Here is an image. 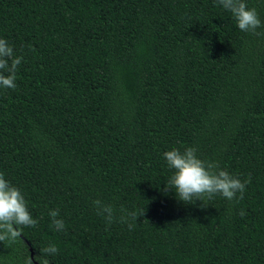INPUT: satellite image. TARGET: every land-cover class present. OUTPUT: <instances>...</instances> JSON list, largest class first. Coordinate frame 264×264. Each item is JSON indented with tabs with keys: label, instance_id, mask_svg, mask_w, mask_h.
Masks as SVG:
<instances>
[{
	"label": "trees",
	"instance_id": "obj_1",
	"mask_svg": "<svg viewBox=\"0 0 264 264\" xmlns=\"http://www.w3.org/2000/svg\"><path fill=\"white\" fill-rule=\"evenodd\" d=\"M245 2L257 34L217 0H0L23 57L0 87V173L39 221L0 264L49 244L50 264H264V0ZM188 147L251 177L244 199L164 192V153Z\"/></svg>",
	"mask_w": 264,
	"mask_h": 264
},
{
	"label": "clouds",
	"instance_id": "obj_2",
	"mask_svg": "<svg viewBox=\"0 0 264 264\" xmlns=\"http://www.w3.org/2000/svg\"><path fill=\"white\" fill-rule=\"evenodd\" d=\"M217 4L230 12L241 31L257 34L262 22L255 8H249L245 0H217ZM23 60L17 56L14 46L6 39H0V87L15 89L18 66ZM164 159L172 175L166 182L164 192L174 190L177 198L185 204H191L193 199L203 201L213 199L220 195L229 202L244 199L246 186L251 183V177L241 181L227 170L221 169L214 162H206L197 155V149L188 147L184 151L174 148L164 153ZM98 214H107L109 222L113 219V207L105 205L100 200L93 202ZM146 209L142 211L145 216ZM51 218V226L58 232L65 230V223L59 210H51L48 213ZM135 219V213H129ZM241 216L245 213L240 212ZM39 221L34 219L28 209L27 201L21 189L12 185L0 173V242H15L22 236L23 228H35ZM131 229L133 225L129 223ZM59 249L55 244H49L40 250L35 258L29 256L25 264H50L46 256H54Z\"/></svg>",
	"mask_w": 264,
	"mask_h": 264
},
{
	"label": "water",
	"instance_id": "obj_3",
	"mask_svg": "<svg viewBox=\"0 0 264 264\" xmlns=\"http://www.w3.org/2000/svg\"><path fill=\"white\" fill-rule=\"evenodd\" d=\"M31 251H32V249H31ZM32 256H34L33 252H32Z\"/></svg>",
	"mask_w": 264,
	"mask_h": 264
}]
</instances>
